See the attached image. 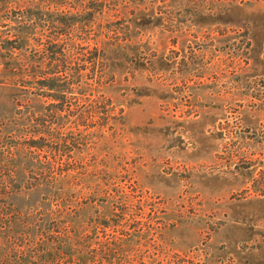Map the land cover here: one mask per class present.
<instances>
[{
	"label": "rangeland",
	"instance_id": "obj_1",
	"mask_svg": "<svg viewBox=\"0 0 264 264\" xmlns=\"http://www.w3.org/2000/svg\"><path fill=\"white\" fill-rule=\"evenodd\" d=\"M0 264H264V0H0Z\"/></svg>",
	"mask_w": 264,
	"mask_h": 264
},
{
	"label": "trees",
	"instance_id": "obj_2",
	"mask_svg": "<svg viewBox=\"0 0 264 264\" xmlns=\"http://www.w3.org/2000/svg\"><path fill=\"white\" fill-rule=\"evenodd\" d=\"M86 49L84 48H78V56L76 57V65H79L81 63H89L91 66H98L99 60H100V52L98 47H95L94 49H92L90 52H85ZM48 56H49V62L48 65L51 68L54 64H56V67H60V68H64L66 61L64 59L66 53H65V47H59V49H55L54 47L50 50L46 49L45 51ZM46 54V55H47ZM75 65V66H76ZM57 69V68H56ZM65 69V68H64ZM59 73H61L62 75H58ZM65 70H61V71H56L54 72V74L52 75L53 77L51 79H48L49 82H47L48 84L44 87H48L49 91H53L55 92V96H52L55 100L57 101V105L56 106H52V107H56V111H53L54 115L51 121H53V124H58V118H67V117H75V116H79L77 117V120L75 119V121L73 123H80V119L84 120L86 118H95L96 116H94L96 114V112L94 111L95 109L91 110V111H82V110H70L68 109L69 112H63V110H65L64 105L67 103V94L71 93L73 91V85H77V87L81 88L83 85L81 83V81L83 80L82 76H77L74 77V84L72 82V84L69 83H65L63 82V80L61 79L62 76H64L65 74ZM101 80V79H100ZM51 82V84H50ZM63 82V83H62ZM83 88V87H82ZM81 90V89H79ZM51 108V107H50ZM77 109H80V106L77 107ZM83 113H81V112ZM63 113H65L66 115H64ZM44 126L46 124H43ZM42 127V125L39 126V128ZM39 130H37V132H39ZM43 133V132H42ZM47 136H41V138H38V140H35L33 142V146H31V150L33 148H35L36 150H40L44 147V146H40V144H43L45 146H50V141L52 140L53 142L56 141L57 138H59V133L57 132L56 128H53V126L51 128L48 129V132L46 134ZM63 135V134H62ZM65 135V134H64Z\"/></svg>",
	"mask_w": 264,
	"mask_h": 264
}]
</instances>
